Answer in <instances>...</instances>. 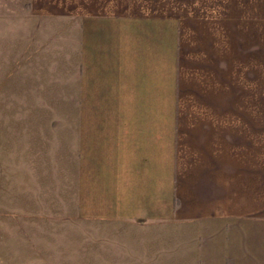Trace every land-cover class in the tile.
I'll list each match as a JSON object with an SVG mask.
<instances>
[{
  "label": "crops",
  "instance_id": "crops-1",
  "mask_svg": "<svg viewBox=\"0 0 264 264\" xmlns=\"http://www.w3.org/2000/svg\"><path fill=\"white\" fill-rule=\"evenodd\" d=\"M3 3L0 104L63 106L3 126L14 196H63L96 264H264V0Z\"/></svg>",
  "mask_w": 264,
  "mask_h": 264
},
{
  "label": "rangeland",
  "instance_id": "rangeland-1",
  "mask_svg": "<svg viewBox=\"0 0 264 264\" xmlns=\"http://www.w3.org/2000/svg\"><path fill=\"white\" fill-rule=\"evenodd\" d=\"M3 1L11 7L19 2L1 0V6ZM48 111L62 113L63 106L0 104V264H96L94 225H80L77 219L68 216L63 210V196H28L24 192L23 196H14L16 173L19 170L29 173L26 165L31 161V152L26 145L29 144L27 137L24 138L26 142L23 140L21 144L23 147L18 146L20 151L17 152L12 142L13 130L6 133L3 126L7 125L9 129L15 118ZM41 156L43 154L39 153L38 159ZM49 156V160H53L58 167L56 173L59 174L61 146H55ZM58 177L56 179L61 182V175ZM18 184L21 189L26 190L28 186L30 192L35 190L32 189V178L25 173ZM166 250L158 247L153 254L154 260L168 257ZM214 252L217 253V250ZM145 253L148 255V252ZM168 254L173 255V250H168ZM117 255L122 258L124 253L117 250Z\"/></svg>",
  "mask_w": 264,
  "mask_h": 264
}]
</instances>
